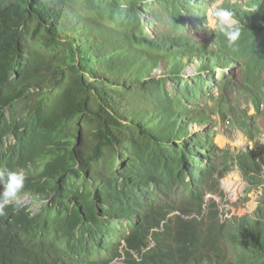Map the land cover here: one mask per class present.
<instances>
[{"label": "trees", "instance_id": "1", "mask_svg": "<svg viewBox=\"0 0 264 264\" xmlns=\"http://www.w3.org/2000/svg\"><path fill=\"white\" fill-rule=\"evenodd\" d=\"M204 1L209 2L0 0V141L16 140L10 166L30 176L29 165L42 170L27 181V191L40 199L56 193L53 205L36 216L12 208L18 230L44 252L26 256L21 237H7L2 242L7 262L30 264L50 256L53 264H98L94 252L111 250L112 233L78 227L118 222L123 228L117 234L123 232L128 249L142 257L129 264H264V202L255 217L222 224L212 200L203 218L206 189L219 192L216 175L224 166L218 164L219 152L229 154V164L248 177L259 175L256 155L218 148L212 131L202 129L211 124L209 114L191 116L195 110L189 106L221 74L225 101L240 87L261 111L264 0L228 6L241 36L227 48L222 34L210 47L184 31L189 17L200 27L206 21ZM158 7L170 19V32L144 24L159 17L152 13ZM228 74L235 78L228 81ZM241 127L250 141L260 131L251 117ZM58 179L65 185L48 191ZM179 187L188 189L191 204L162 198ZM66 211L69 218L59 220ZM174 213L179 214L169 218ZM162 226L164 232H153ZM151 235L157 247L143 252ZM226 244L234 250L224 253ZM120 247L121 242L113 258L121 255Z\"/></svg>", "mask_w": 264, "mask_h": 264}, {"label": "rangeland", "instance_id": "2", "mask_svg": "<svg viewBox=\"0 0 264 264\" xmlns=\"http://www.w3.org/2000/svg\"><path fill=\"white\" fill-rule=\"evenodd\" d=\"M247 1L248 0H215L216 3L223 7H230L233 5L243 6L247 3ZM213 2L214 0H209V2H207L208 4L205 3V1L202 2L205 7L206 21L201 27L198 22L194 24L192 22V18L189 17L187 20V25L184 29L186 35L194 37L199 42L208 43L210 47L216 45L217 42H219L218 35L221 36L222 34L219 31L213 32L207 24V19H210L208 10L210 9V6ZM160 11L162 12V9H159V7L154 8L152 10V13H158L159 17L157 15H154L153 17L146 15L145 17L150 18L148 19V22L145 21L144 24L146 25L147 29H151V24H155V30L160 31L161 33L170 32L172 30L170 19L165 14L163 16ZM155 17H158L159 20H156ZM173 30L175 29L173 28ZM149 32L151 35H154L153 32ZM223 46L227 48V43L224 42ZM241 63H244V61L242 60ZM237 65L239 66L240 64ZM193 66L196 67L197 64L193 63ZM238 68H240V66ZM189 72L192 73L191 70ZM228 73L232 72L228 71ZM236 74L237 76H242L240 69L236 71ZM215 78L216 81H214L212 85V87L214 88H207L204 93H201L200 100L195 101L194 104L189 105L191 109L195 110L194 112L190 113V115L195 117L199 116V114H209L208 116H210L211 124L204 125L202 129L204 131L206 129H208V131H212L210 136L214 138V144L222 150H229L231 153L235 154L251 151L254 152V154L256 155V162L258 163V168L260 171L259 175H253V177L245 176L238 165L229 164V154H225L226 152H219L217 158L218 164L224 165L222 166L223 169L220 170L216 175V177L220 180L219 192L206 189L205 193H209V196H207L205 214H207L209 211V203L214 200L217 202L218 208L222 213V216H220V219L222 220L221 223L227 224L233 218H237L238 220H240L246 216L255 217V213L258 207H260L264 202V152H262V147L264 146V144L261 139L262 137L260 138L261 133H259V131L256 132L255 139L249 141L250 139L246 130L241 127V122L245 119V117H251L258 127L261 121L264 124V104L263 107H261V111H258L252 100L245 93H243V90H241L240 87H237V90L234 92L230 91L229 96L225 101L221 89L222 75H217L215 76ZM234 78L235 77L233 76V74H228L227 80L229 81ZM240 84L241 80L239 82V85ZM167 89L172 93V95L175 94L172 82L168 83ZM262 89L263 92L264 85ZM223 109L226 113L224 115L226 116V118H224L222 115ZM243 112H245V115H243ZM195 126L197 128V125ZM7 140L8 146L10 145V142H15V138L13 136L9 137ZM200 160L202 161L203 159ZM201 161L200 167L205 166V163ZM228 165H230L231 168L227 170L225 168ZM221 175L227 176L226 178H224V176L222 177ZM232 184H236V186L238 187L237 192L233 191ZM191 187L192 185L187 186L188 189H191ZM197 187H200V185H197ZM185 189L186 188L184 187L175 189L171 197H167L163 194L161 196L164 200L168 202H176L179 206H182L183 203L191 204L192 201L188 197V189ZM228 190L235 197H232ZM23 198L24 202L27 205H30L32 203L31 197H21V199ZM34 203L35 204L31 205L32 211L39 210L44 202L41 201ZM215 221H218V219H215ZM113 226H117L119 228V226H122V224H113ZM223 248L224 253H230L234 250L233 246L229 244L224 245ZM94 254L96 257L102 256V254L98 251H95ZM103 255L106 256L105 254ZM108 258L111 259V255H108ZM226 261L228 262L231 260L227 259Z\"/></svg>", "mask_w": 264, "mask_h": 264}, {"label": "clouds", "instance_id": "3", "mask_svg": "<svg viewBox=\"0 0 264 264\" xmlns=\"http://www.w3.org/2000/svg\"><path fill=\"white\" fill-rule=\"evenodd\" d=\"M246 7V4H244ZM208 15H210V19H207L208 27L213 31H219L223 34L227 41L228 47H234L240 36H241V26L239 21L236 19V13L234 10L228 7L220 6L218 3L214 2L211 4L210 9L208 10ZM261 85V89H262ZM263 90V89H262ZM264 92V91H263ZM31 102V101H25L24 104ZM20 104V101L16 102V107ZM29 104V103H28ZM263 107V105L261 106ZM11 109V108H10ZM263 113V112H262ZM7 115L10 116V112H7ZM19 119V116H18ZM260 128V127H259ZM260 138L263 141L264 144V131H259ZM258 133V134H259ZM7 139L4 142L0 141V264H12L10 262H7L4 259L3 256V249H2V242H4V239L7 237L12 236H20L21 239L25 242V247L22 249V253L26 256H34V254H37L39 252H44V250L37 244V242L25 235L22 234L18 228L16 223L14 222L11 212L12 208H14V212L16 213L17 207H19L18 211H22L24 209H27L28 212H32L33 216H36L45 206L53 205L54 198L56 196V193H53L52 196H49V198H46V195H44V199L36 198L31 191H27L26 184L27 181L31 178V176H38L39 173L42 172V170L33 169L31 165H29V168L32 170V175H29V171L22 167H15L13 168L10 166L12 154L10 151L11 146H13L16 142L12 143L10 142V145L7 144ZM250 141V140H249ZM6 142V145H5ZM262 152H264V146L262 147ZM260 172V171H259ZM65 185V183L61 182V179L56 180V182H52L50 184V189L48 191H52L54 188L61 189L62 186ZM31 193V194H30ZM207 196L205 198V206L207 203ZM21 197H31L32 203L30 205H27L24 202V198L21 199ZM59 198V196L57 197ZM44 203L40 207L39 210L32 211L31 205L35 204L34 202H41ZM73 206L70 207L72 210ZM206 208V207H205ZM59 220L65 221L69 218L67 215V211ZM179 213H174L169 218L174 217L175 215H178ZM205 214V213H204ZM194 217V216H193ZM192 217V218H193ZM106 219L107 217H102ZM204 218V215H203ZM186 219H190L187 217ZM128 219H123L122 222H124L127 226L125 233L130 232L129 224L127 223ZM113 224H121L118 222L108 223L107 226L103 225L100 227H95L93 230L85 229L83 224L78 227V229H84L87 232L93 233V234H109L112 233V244L110 251L101 253L102 256L96 257V260L99 262L98 264H103L104 260H111V264H129V259L140 261L142 260V257L137 252L128 249L127 242L122 239L123 232L118 233L119 230L123 228L122 226H113ZM128 230V232H127ZM113 231V232H112ZM165 228L162 226L161 229H156L153 232H164ZM35 243L32 245V243ZM121 242L120 252L121 255L117 258H113V252L117 249V244ZM157 243L153 239V236H150V245L144 249L143 252H147L152 248H156ZM26 249V250H25ZM127 250L129 253H127ZM37 252V253H34ZM105 254L106 256H104ZM108 255H111V259L108 258ZM128 255L131 257L129 258ZM47 256V255H46ZM114 262V263H113ZM30 264H53V261L50 256L47 257L46 261H41L40 257H36L35 260L33 259L29 260Z\"/></svg>", "mask_w": 264, "mask_h": 264}, {"label": "bare ground", "instance_id": "4", "mask_svg": "<svg viewBox=\"0 0 264 264\" xmlns=\"http://www.w3.org/2000/svg\"><path fill=\"white\" fill-rule=\"evenodd\" d=\"M233 187V191L237 192L238 191V187L236 186V184H232ZM228 192L231 194V192L228 190ZM232 195V194H231ZM232 197H235L234 195H232Z\"/></svg>", "mask_w": 264, "mask_h": 264}, {"label": "water", "instance_id": "5", "mask_svg": "<svg viewBox=\"0 0 264 264\" xmlns=\"http://www.w3.org/2000/svg\"><path fill=\"white\" fill-rule=\"evenodd\" d=\"M260 131H264V124L262 121L259 123Z\"/></svg>", "mask_w": 264, "mask_h": 264}]
</instances>
